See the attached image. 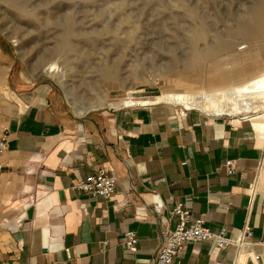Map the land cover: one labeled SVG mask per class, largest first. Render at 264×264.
<instances>
[{"label":"crops","instance_id":"crops-1","mask_svg":"<svg viewBox=\"0 0 264 264\" xmlns=\"http://www.w3.org/2000/svg\"><path fill=\"white\" fill-rule=\"evenodd\" d=\"M8 54L0 46V264H148L176 204L213 232L247 226L252 237L239 250L190 243L172 264H264V124L254 115L152 100L78 115L52 85L12 78ZM100 169L116 179L109 200L74 188Z\"/></svg>","mask_w":264,"mask_h":264},{"label":"rangeland","instance_id":"rangeland-1","mask_svg":"<svg viewBox=\"0 0 264 264\" xmlns=\"http://www.w3.org/2000/svg\"><path fill=\"white\" fill-rule=\"evenodd\" d=\"M255 16L264 0H0V46L12 78L52 85L82 115L264 75V25L237 34Z\"/></svg>","mask_w":264,"mask_h":264},{"label":"built area","instance_id":"built-area-1","mask_svg":"<svg viewBox=\"0 0 264 264\" xmlns=\"http://www.w3.org/2000/svg\"><path fill=\"white\" fill-rule=\"evenodd\" d=\"M6 150L7 139L3 135L0 138V173L4 167L3 158ZM224 166L228 175L233 174L235 171V165L232 160H226ZM74 188L89 196L109 200L115 193L116 179L105 170L100 169L94 174L77 181ZM254 195L255 189L253 188L250 192V197L253 198ZM172 212L176 217L175 224L171 230L165 232L161 245L148 264H172L173 259L190 243L211 242L219 250L228 247L239 250L251 244L252 231L247 226L241 228L237 235L232 236L228 235L224 228L217 232L211 231L204 226L201 218H195L181 204H176ZM121 239L125 248L131 252L136 251V236L133 231L125 230ZM106 246L107 241L101 243L103 249ZM254 258L257 259L258 257L255 256Z\"/></svg>","mask_w":264,"mask_h":264},{"label":"bare ground","instance_id":"bare-ground-1","mask_svg":"<svg viewBox=\"0 0 264 264\" xmlns=\"http://www.w3.org/2000/svg\"><path fill=\"white\" fill-rule=\"evenodd\" d=\"M253 19L252 22L241 21V23L238 24L237 34L247 38L254 34V27H261L264 25V19L260 20L261 18H259V16H255ZM224 45L226 47V41L221 44V46ZM52 70V67L48 68V71ZM126 99L129 100H123V103L126 104V106H132L133 98L128 96ZM164 100H169L168 102L171 100L173 104L180 105L182 108H194L207 114H225L229 116L244 115V118L254 115L258 127V125L262 126L264 124V114L263 117L261 115L258 116L259 113H264V75L242 87L213 89L208 92L200 91L198 94L177 92Z\"/></svg>","mask_w":264,"mask_h":264}]
</instances>
